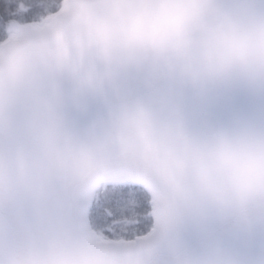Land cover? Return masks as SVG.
<instances>
[{"label": "water", "instance_id": "obj_1", "mask_svg": "<svg viewBox=\"0 0 264 264\" xmlns=\"http://www.w3.org/2000/svg\"><path fill=\"white\" fill-rule=\"evenodd\" d=\"M0 48V264H264V0H68ZM153 197L98 241L103 183Z\"/></svg>", "mask_w": 264, "mask_h": 264}, {"label": "rangeland", "instance_id": "obj_2", "mask_svg": "<svg viewBox=\"0 0 264 264\" xmlns=\"http://www.w3.org/2000/svg\"><path fill=\"white\" fill-rule=\"evenodd\" d=\"M61 6L55 0H0V45L14 33L12 23L42 24ZM105 191L92 209L97 227L107 233L104 238L133 241L154 228L151 198L144 189L127 185Z\"/></svg>", "mask_w": 264, "mask_h": 264}, {"label": "bare ground", "instance_id": "obj_3", "mask_svg": "<svg viewBox=\"0 0 264 264\" xmlns=\"http://www.w3.org/2000/svg\"><path fill=\"white\" fill-rule=\"evenodd\" d=\"M16 34H14L13 36H15ZM15 37H17V36H15Z\"/></svg>", "mask_w": 264, "mask_h": 264}]
</instances>
